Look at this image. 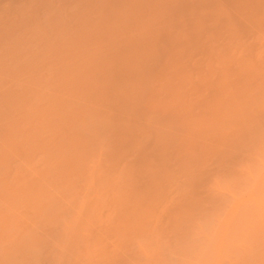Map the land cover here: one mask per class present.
Returning a JSON list of instances; mask_svg holds the SVG:
<instances>
[{
  "label": "rangeland",
  "instance_id": "obj_1",
  "mask_svg": "<svg viewBox=\"0 0 264 264\" xmlns=\"http://www.w3.org/2000/svg\"><path fill=\"white\" fill-rule=\"evenodd\" d=\"M0 264H264V0H0Z\"/></svg>",
  "mask_w": 264,
  "mask_h": 264
}]
</instances>
